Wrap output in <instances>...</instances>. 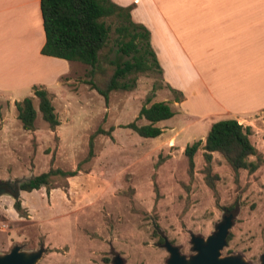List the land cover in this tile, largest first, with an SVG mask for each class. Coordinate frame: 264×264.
Returning <instances> with one entry per match:
<instances>
[{
	"label": "rangeland",
	"instance_id": "374dc122",
	"mask_svg": "<svg viewBox=\"0 0 264 264\" xmlns=\"http://www.w3.org/2000/svg\"><path fill=\"white\" fill-rule=\"evenodd\" d=\"M128 1L114 0L118 5ZM138 1L142 8L152 10L148 0ZM152 11L142 12L141 23L151 34L152 48L154 39L160 45L155 51L167 62V27L161 21L153 27ZM116 37L112 33L101 57V66L110 71L111 60L120 56ZM52 68L39 72L38 81H47L44 87L61 123L55 130L43 120L34 92L15 95L19 102L34 98L38 115L33 131L22 128L17 102H0V187L11 193L18 181L50 169L77 175L58 177L51 188L21 192L19 198L12 193L0 197V254L20 246L29 252L45 248L38 264H113L117 256L124 264H167L170 255L162 248L161 237L190 257L194 254L191 235L208 238L226 213H234L231 239L222 256H241L248 264H262L264 164L254 173L242 169L236 174L221 154L213 153L212 171L219 177L213 191L204 173L208 135L203 134L204 123L192 125L188 134H171L168 123L158 125L165 131L155 139L125 128L132 122L147 124L138 118L142 107L175 99L163 75L157 71L139 74L130 90L112 92L106 103L87 84L92 67L72 63L57 80ZM214 71L218 83L227 89L231 84L227 68ZM211 92L221 98V92ZM198 94L199 99L189 98L190 111L199 114L214 107L204 102L201 91ZM253 94L249 91V96ZM223 115H214L209 122L235 119V115ZM251 121L255 125L250 139L264 160V112ZM100 130L111 132L112 137L97 135L89 158L91 138ZM200 140L191 176L185 148ZM17 200L28 217L16 212ZM231 206L235 207L232 212L227 210Z\"/></svg>",
	"mask_w": 264,
	"mask_h": 264
},
{
	"label": "crops",
	"instance_id": "0c3cea01",
	"mask_svg": "<svg viewBox=\"0 0 264 264\" xmlns=\"http://www.w3.org/2000/svg\"><path fill=\"white\" fill-rule=\"evenodd\" d=\"M148 2L153 11L142 8L138 0L119 5H133L132 17L139 24L147 10L154 12L153 27L157 28L160 21L167 27V62L155 51L160 45L154 39L152 49L166 86L182 93L183 100L164 101L175 116L157 126L168 123L171 134H188L192 125L200 122L206 128L203 134H208L215 123L209 119L225 114L235 115L245 127H253L252 118L264 112V0ZM45 43L41 0H0V102L15 104L19 102L17 92L33 93L34 86H46V80L38 81L45 67L53 66L56 80L67 72L72 63L44 56L41 51ZM221 66L227 68L230 77L227 89L215 76L214 70ZM44 72L48 76L46 69ZM211 90L221 92V98ZM252 90L254 94L249 96ZM199 91L204 102L214 107L198 114L188 109V101L190 97L199 99Z\"/></svg>",
	"mask_w": 264,
	"mask_h": 264
},
{
	"label": "trees",
	"instance_id": "16d2710c",
	"mask_svg": "<svg viewBox=\"0 0 264 264\" xmlns=\"http://www.w3.org/2000/svg\"><path fill=\"white\" fill-rule=\"evenodd\" d=\"M133 9V5L124 7L112 0H41L46 36L41 53L47 57L92 67L89 72L92 80L87 84L108 103L112 92L130 90L136 84L139 74L157 71L163 75V69L150 43L151 34L144 25L133 20ZM108 21L111 23L108 24ZM112 33L117 36L115 40L120 56L111 60L110 71L101 66V57L111 43ZM125 57L128 59L124 60ZM33 92L39 101L38 108L43 120L55 130L61 123L49 92L43 86H34ZM171 92L176 95V102L183 100L182 93L175 90ZM16 108L22 128L25 131L35 130L38 112L34 98L27 97L17 102ZM174 116L175 111L168 102H156L140 110L138 118L146 120L147 124L139 126L132 122L125 128L131 129L140 137L155 139L163 133L157 124ZM251 132V127H245L235 119L220 120L212 125L204 146V173L206 183L213 191H216V181L219 179L212 171L213 153L221 154L236 174L242 169L254 173L264 164L250 139ZM101 133L112 137L111 132L101 130L94 134L90 141L89 158L93 156L94 138ZM201 145L200 140L185 148L191 176L195 168V155ZM251 157H256L257 160L250 161ZM76 175V172L50 169L41 175L18 181L11 193L17 198L19 191L31 193L43 187L51 188L56 178ZM2 185L8 186L7 183ZM14 207L21 217H28L20 200L16 201ZM234 208L231 206L227 210L232 212ZM230 239L231 234L228 241ZM160 242L163 243L164 238L161 237Z\"/></svg>",
	"mask_w": 264,
	"mask_h": 264
},
{
	"label": "water",
	"instance_id": "95a60500",
	"mask_svg": "<svg viewBox=\"0 0 264 264\" xmlns=\"http://www.w3.org/2000/svg\"><path fill=\"white\" fill-rule=\"evenodd\" d=\"M21 192H17V198L20 197ZM3 195L11 196L12 194L5 187H0V197ZM234 220V213H226L216 226L215 232L208 238L191 235L194 254L190 257L183 255L179 247L174 246L168 238H164L162 248L170 255L167 264H248L241 256H222V251L228 245ZM44 253L45 248L29 252L23 251L20 246H15L10 252L0 254V264H38ZM113 264H124V260L117 256ZM262 264H264V255Z\"/></svg>",
	"mask_w": 264,
	"mask_h": 264
}]
</instances>
